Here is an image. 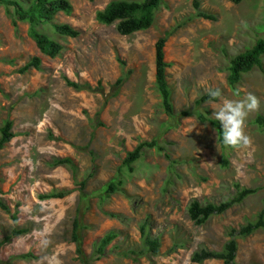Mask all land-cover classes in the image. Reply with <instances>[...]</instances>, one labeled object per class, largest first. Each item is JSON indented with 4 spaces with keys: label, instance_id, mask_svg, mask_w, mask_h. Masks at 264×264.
I'll use <instances>...</instances> for the list:
<instances>
[{
    "label": "rangeland",
    "instance_id": "rangeland-1",
    "mask_svg": "<svg viewBox=\"0 0 264 264\" xmlns=\"http://www.w3.org/2000/svg\"><path fill=\"white\" fill-rule=\"evenodd\" d=\"M16 1L27 10L36 0ZM67 1L69 15L59 12L37 25L63 47L54 59L40 53L28 37V23L18 21L12 7L0 6V127L8 119L14 134L0 150V201L10 210L0 209V240L13 228L11 216L29 229L1 247L0 264H49L53 257L61 264H82L71 239L74 220L80 225L83 264H196L190 262L194 252L221 251L230 231L255 222L264 207V133L255 124L264 115V73L253 69L243 75L237 95L226 71L230 59L264 39V0L237 5L162 0L151 27L130 36L117 34L115 24H99L95 15L113 1L142 0ZM63 24L78 36L56 34L53 26ZM167 31L172 35L163 51L174 111H194L195 100L208 88L221 89L229 100L252 93L260 111L247 120L250 147L222 148L217 132L195 116L167 129L155 88V43ZM33 57L40 58V70L22 72ZM66 80L84 89L77 91ZM221 106L217 99L197 110L215 120ZM144 141H156L163 151L145 150L130 173L122 161ZM56 158L71 159L74 177L69 168L52 165ZM115 179L122 181L121 192L106 195V185ZM236 185L255 192L203 225L189 219L192 201L217 205L236 195ZM59 194L63 197H54ZM142 224L159 242L157 256L143 245ZM108 232L116 238L92 260L94 245ZM43 237L51 241L47 248L40 245ZM234 239L237 264H264L262 230Z\"/></svg>",
    "mask_w": 264,
    "mask_h": 264
},
{
    "label": "trees",
    "instance_id": "trees-1",
    "mask_svg": "<svg viewBox=\"0 0 264 264\" xmlns=\"http://www.w3.org/2000/svg\"><path fill=\"white\" fill-rule=\"evenodd\" d=\"M93 1V0H88ZM162 0H142L138 2H128V1H113L110 2L102 11H99L95 15L96 21L105 26H110L115 24L116 32L121 36H129L133 33L139 31H145L149 29L154 21V15L158 11ZM232 4H239L246 0H226ZM194 7L198 9V2L194 1ZM0 6L4 8L12 7L14 14L17 16L18 21L28 23V37L35 43L37 49L44 56L54 59L58 57L63 49V47L56 41L49 38L47 35L40 33L37 30V25L42 19L50 20L53 16L59 12H63L69 15L71 12V6L67 0H36L27 10H24L21 5L16 0H0ZM197 17L215 21V17L203 12H197ZM12 25L16 28V22L13 21ZM53 30L56 34L76 38L78 32L71 28L67 24L54 25ZM172 35L171 31H167L162 37L158 38L155 43V88L159 94L161 106L163 112L168 118L167 129L175 128L178 126L179 122L183 118L195 116L196 120L200 124H208L217 132V140L222 148L226 146L223 144L222 140V129L221 125L217 120L209 118L207 116L208 112H199L197 108L208 102H216L217 99H213L207 95V92L200 96L194 102L195 110L190 112L183 110L180 112H175L172 100L171 91L168 87L166 81V69L168 64L164 60V46L167 39ZM264 56V39H259L250 49L245 52L237 54L229 61V65L226 69L227 71V84L231 90L235 93L236 87L242 80V76L251 72L253 69H258L261 73H264V67L262 64V58ZM29 68H34L40 70V58L33 57L21 70L22 72L27 71ZM123 80H117L115 83L117 94L118 88L120 87ZM66 84L73 89L79 91L84 89L83 86L77 85L66 80ZM255 124L264 133V115L257 116L255 119ZM13 124L10 120L6 119L0 127V150H2L6 144H8L13 138L14 134L12 132ZM156 149L158 151H163L162 147L156 141L141 142L132 151L126 153L125 158L122 161V166L127 169L128 172L133 171V164L141 158V155L145 150ZM164 156L169 159L168 155ZM227 164V161H224ZM54 167H67L70 169L72 176L75 175L76 167L74 163L69 158L59 159L56 158L52 161ZM122 181L113 180L108 183L105 187V194H116L121 192ZM84 183H81V189L84 187ZM237 193L236 195L224 202L217 205L206 204L200 205L197 201H192L188 208L187 214L189 219L196 225H203L210 217L219 216L225 213L227 210L235 205L242 203L247 197L254 194L255 190L240 188L236 185ZM1 193V191H0ZM61 198L62 194L57 196ZM83 198V196H82ZM0 209L7 214H10L8 206L0 201ZM13 222V228L9 235L4 236L0 240V249L4 245L8 244L12 239L24 236L29 233V229L21 228L17 225L16 217L11 216ZM80 225L77 220L73 221L72 224V234L71 239L75 244L76 252L79 256L80 261L85 263L86 259L84 253L81 249L82 243L79 236ZM140 238L145 246L147 252L157 256L159 254V242L152 239L146 231L145 224H142L139 228ZM262 230L264 232V207L259 212L257 219L253 223H247L241 226L238 230H231L229 239L223 246V249L219 252L210 251L206 249H201L194 252L190 257L191 263L201 264L207 260H221L224 264H237L235 262L236 252H237V242L234 236L241 238H246L252 235L255 231ZM116 238L114 232H108L104 235L95 245L93 253L91 254L92 260H99L105 249L110 245V243Z\"/></svg>",
    "mask_w": 264,
    "mask_h": 264
},
{
    "label": "clouds",
    "instance_id": "clouds-1",
    "mask_svg": "<svg viewBox=\"0 0 264 264\" xmlns=\"http://www.w3.org/2000/svg\"><path fill=\"white\" fill-rule=\"evenodd\" d=\"M206 92L209 97L222 101V106L214 113V118L221 125L223 144L234 149L250 147L252 139L246 133L247 120L250 114L260 111L259 98L248 93L242 99L229 100L222 98V92L219 88H208ZM50 243L51 241L47 237L40 239V245L43 248H47ZM49 264H61V262L53 257L49 260Z\"/></svg>",
    "mask_w": 264,
    "mask_h": 264
}]
</instances>
